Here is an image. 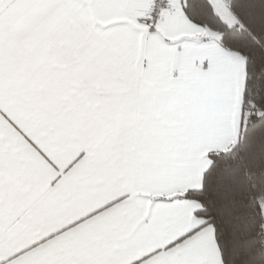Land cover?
<instances>
[{"label": "snow or ice", "instance_id": "1", "mask_svg": "<svg viewBox=\"0 0 264 264\" xmlns=\"http://www.w3.org/2000/svg\"><path fill=\"white\" fill-rule=\"evenodd\" d=\"M0 264H264V0H0Z\"/></svg>", "mask_w": 264, "mask_h": 264}]
</instances>
